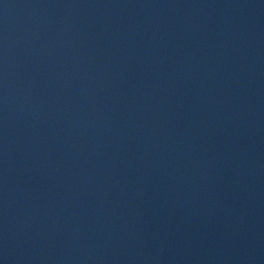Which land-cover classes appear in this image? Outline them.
I'll return each instance as SVG.
<instances>
[{
  "label": "water",
  "instance_id": "water-1",
  "mask_svg": "<svg viewBox=\"0 0 264 264\" xmlns=\"http://www.w3.org/2000/svg\"><path fill=\"white\" fill-rule=\"evenodd\" d=\"M0 264H264V0H0Z\"/></svg>",
  "mask_w": 264,
  "mask_h": 264
}]
</instances>
